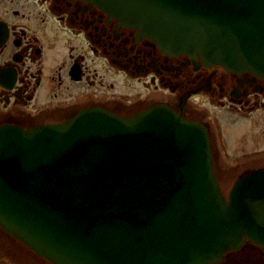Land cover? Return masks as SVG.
Here are the masks:
<instances>
[{
    "label": "water",
    "instance_id": "95a60500",
    "mask_svg": "<svg viewBox=\"0 0 264 264\" xmlns=\"http://www.w3.org/2000/svg\"><path fill=\"white\" fill-rule=\"evenodd\" d=\"M171 56L264 79V0H93ZM0 132V225L53 264H217L264 251V170L226 199L208 132L165 105Z\"/></svg>",
    "mask_w": 264,
    "mask_h": 264
},
{
    "label": "flooded vegetation",
    "instance_id": "af4514ba",
    "mask_svg": "<svg viewBox=\"0 0 264 264\" xmlns=\"http://www.w3.org/2000/svg\"><path fill=\"white\" fill-rule=\"evenodd\" d=\"M88 57L98 70L87 63ZM142 80L148 94L125 101V83L140 85ZM156 86L158 97H153ZM196 94L231 121L245 123L257 138L264 136L250 120L253 113L264 112V79L206 66L186 54L171 56L93 0H0V128L59 125L88 108L130 117L156 104L205 125L203 115L189 105ZM249 138V132L243 134L234 146L233 166L226 169L222 161L217 171L214 159L225 195L264 169V153L240 152ZM249 251L264 264L263 251L251 244L217 264H235ZM34 260L52 264L0 226V264Z\"/></svg>",
    "mask_w": 264,
    "mask_h": 264
},
{
    "label": "rangeland",
    "instance_id": "374dc122",
    "mask_svg": "<svg viewBox=\"0 0 264 264\" xmlns=\"http://www.w3.org/2000/svg\"><path fill=\"white\" fill-rule=\"evenodd\" d=\"M87 63L92 67H96L95 61H92L91 57H88ZM98 70V68H97ZM115 82V81H113ZM144 80L138 84L132 83H125L127 85L124 87V100L129 102H134L137 98H142L148 94V88L145 89ZM115 91H118L117 85L114 87ZM158 88L157 86L154 88L152 96L158 97ZM165 94H167V89L163 90ZM189 105L193 106L195 109L199 110V112L203 115V121L210 131V136L212 139V146L213 147V155L218 168L223 161V167L228 168L229 166H233L232 162L234 161V157L237 150L233 149L234 146L238 143L239 139L243 136V134L249 132V140L245 141V143L240 148V152H253V156L259 155L264 153V136L261 138H257V135L254 132H251L248 129V126L237 120L232 118L231 121L227 115L224 113H220L219 110L208 106L206 99L200 95H192L189 101ZM251 122H256L258 125V129L261 130L262 134L264 135V112L259 111L252 114ZM263 127V128H262ZM220 130L224 134V145L221 140ZM260 132V131H259ZM217 136V141L215 142ZM228 145V146H227ZM228 147V149H226ZM244 150V151H243ZM219 152V153H218ZM220 164V165H219ZM230 164V165H228ZM231 173V172H230ZM241 259L238 260L235 264H260L259 258L255 251H249L247 256H241ZM33 264H39L37 261H33Z\"/></svg>",
    "mask_w": 264,
    "mask_h": 264
}]
</instances>
